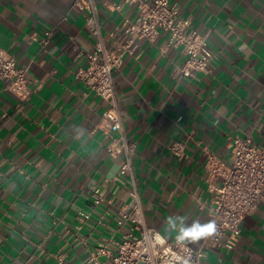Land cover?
I'll list each match as a JSON object with an SVG mask.
<instances>
[{
  "label": "crops",
  "instance_id": "1",
  "mask_svg": "<svg viewBox=\"0 0 264 264\" xmlns=\"http://www.w3.org/2000/svg\"><path fill=\"white\" fill-rule=\"evenodd\" d=\"M96 0L108 36L138 7ZM76 0H0V50L16 58L31 94L22 98L0 79V264H54L64 252L87 264L96 245L118 237L117 213L131 202L119 175L121 157L109 155L93 133L106 102L77 77L96 37ZM209 37L213 55L196 77L174 78L181 48L141 39L114 73L123 124L136 143L134 168L145 220L166 239L185 226L211 221L213 188L207 155L229 164L231 137L250 136L264 147V0H171ZM52 30L47 45L33 39ZM185 144L182 157L169 148ZM104 201L90 209L92 190ZM169 217L173 223L167 226ZM104 222V223H103ZM204 238L188 243L198 248ZM232 250L212 248L204 264H264V202L246 216Z\"/></svg>",
  "mask_w": 264,
  "mask_h": 264
},
{
  "label": "built area",
  "instance_id": "2",
  "mask_svg": "<svg viewBox=\"0 0 264 264\" xmlns=\"http://www.w3.org/2000/svg\"><path fill=\"white\" fill-rule=\"evenodd\" d=\"M126 4L137 5L138 16L125 18L121 26L106 36L96 0L75 2L78 9L86 12V22L96 37L93 50L87 53V65L79 69L77 77L106 102L92 132H102L106 137L107 153L121 157L119 175L129 182L131 199L117 213L119 231L125 225L130 228L121 231L118 237L98 243L87 264H204L208 250L234 249L232 237L241 234L244 218L264 202V147L256 144L250 136L237 135L229 141V164L215 153H208L205 166L210 175L221 179L212 189L214 194L210 207L211 221L216 222L218 232L204 238L198 248L188 243L178 244L176 238L168 240L157 229L147 225L134 168L136 143L128 138L124 128L114 73L122 67L127 54H135L139 40L155 42L162 32L167 34V40L161 51L165 53L172 47L181 48L186 56L185 61L176 66L174 78L196 77L208 69L213 55L208 35L201 33L192 19L180 14L178 3L171 0H122L117 7L122 9ZM52 33V30H47L41 36L34 35L33 39L45 46ZM26 72L27 69L20 67L15 57L0 50V79L8 81V88L22 98L31 94ZM169 148L178 157L184 155L185 144L182 142H173ZM91 193L90 209L80 211L85 219H90L92 209L105 199L101 186L95 187ZM54 264L77 263L58 251Z\"/></svg>",
  "mask_w": 264,
  "mask_h": 264
},
{
  "label": "clouds",
  "instance_id": "3",
  "mask_svg": "<svg viewBox=\"0 0 264 264\" xmlns=\"http://www.w3.org/2000/svg\"><path fill=\"white\" fill-rule=\"evenodd\" d=\"M173 223V218L169 217L167 220V226ZM174 231H177L176 241L178 244L195 243L202 238L212 237L218 232V226L216 222L209 221L201 224L199 221H194L190 227L185 226L184 218H179V227H173Z\"/></svg>",
  "mask_w": 264,
  "mask_h": 264
},
{
  "label": "rangeland",
  "instance_id": "4",
  "mask_svg": "<svg viewBox=\"0 0 264 264\" xmlns=\"http://www.w3.org/2000/svg\"><path fill=\"white\" fill-rule=\"evenodd\" d=\"M77 264H79V263H77Z\"/></svg>",
  "mask_w": 264,
  "mask_h": 264
}]
</instances>
